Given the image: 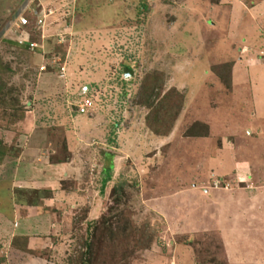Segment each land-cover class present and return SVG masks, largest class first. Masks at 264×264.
<instances>
[{"label": "rangeland", "instance_id": "1", "mask_svg": "<svg viewBox=\"0 0 264 264\" xmlns=\"http://www.w3.org/2000/svg\"><path fill=\"white\" fill-rule=\"evenodd\" d=\"M260 9L0 0V179L42 215L6 233L0 264H264Z\"/></svg>", "mask_w": 264, "mask_h": 264}, {"label": "crops", "instance_id": "2", "mask_svg": "<svg viewBox=\"0 0 264 264\" xmlns=\"http://www.w3.org/2000/svg\"><path fill=\"white\" fill-rule=\"evenodd\" d=\"M251 2H252L251 4H253L256 7L255 9L258 10V8H259L258 7V1L257 2L251 1ZM235 3L237 4V2H235ZM238 4L241 6V8L243 10H245V11L247 10V8H245L243 3L242 4L238 3ZM260 11H261V13L264 12V10H261V9H260ZM263 43H264V41H263ZM55 171H56V168H54V167L52 169H50L49 170L50 175H52V173H54ZM56 174H55V176H56ZM9 187L10 186H8V184L6 183L5 180L0 179V211H1L0 212V232L3 233V234L0 233V235L2 237L0 239V245L1 246L5 245L6 238H4V237H5L6 233H8L9 236H12V234H15V233L16 234H27V232L24 231L27 228L26 225H28L32 220L35 221L37 219H40L41 218L40 216H42V215L39 216L38 214L35 216H31L28 213V210H27V212L24 211V212L18 214V211H15V209L19 210L21 208L19 205H17V206L7 205L8 188ZM7 206H9V207H7ZM22 209L23 208H21V211H23ZM36 227H40V225H37ZM21 236L27 237V239L30 240L29 235H27V236L21 235ZM23 263L24 264H26V263L32 264V261L30 259L29 260L24 259Z\"/></svg>", "mask_w": 264, "mask_h": 264}, {"label": "built area", "instance_id": "3", "mask_svg": "<svg viewBox=\"0 0 264 264\" xmlns=\"http://www.w3.org/2000/svg\"><path fill=\"white\" fill-rule=\"evenodd\" d=\"M49 14H51V11L50 10L44 11V8L41 9L40 11H38L35 14V20H34V24H33L34 27L37 29H40L41 27H43L46 24L45 17H47ZM27 23H28V20L26 18L19 17L17 19V22L14 23L13 28H14V30H17L19 28L22 29V27H24ZM24 44L27 45V48L29 50H33L36 48V43L33 41L27 40ZM44 64H41L38 66L39 71L44 70V68H45ZM63 69H64V66L60 65L58 67L59 73L62 74ZM78 102L79 103L76 105L77 106L76 110L80 113H83L85 111V108L89 105L90 101L89 100H80Z\"/></svg>", "mask_w": 264, "mask_h": 264}, {"label": "trees", "instance_id": "4", "mask_svg": "<svg viewBox=\"0 0 264 264\" xmlns=\"http://www.w3.org/2000/svg\"><path fill=\"white\" fill-rule=\"evenodd\" d=\"M33 15V14H32ZM27 20H28V22H29V19L27 18ZM34 20H35V14H34V18H33V24H34ZM25 26H28V23L25 25ZM24 26V27H25ZM24 27H22V29L24 28ZM33 28H35L34 27V25L32 26ZM37 28H35V30H36ZM38 30V29H37ZM25 35H28L27 34V32H25ZM24 46H26V48H27V45H23V47ZM146 101H147V104L148 105H151V101H150V99H149V96H147L146 97ZM153 119V118H152ZM151 124H152V122L150 123V128H151ZM153 129V128H152ZM5 153H7V150L5 149V147L4 146H0V163H1V160H2V158L4 157V155H5ZM109 171H110V163H109V161H107V163L102 167V172H103V177H102V183H104L108 178H109ZM103 263V262H102Z\"/></svg>", "mask_w": 264, "mask_h": 264}]
</instances>
